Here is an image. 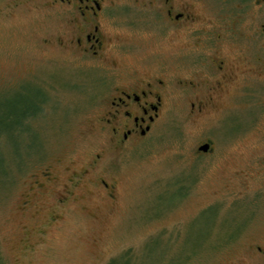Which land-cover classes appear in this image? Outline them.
Instances as JSON below:
<instances>
[{
  "label": "rangeland",
  "instance_id": "rangeland-1",
  "mask_svg": "<svg viewBox=\"0 0 264 264\" xmlns=\"http://www.w3.org/2000/svg\"><path fill=\"white\" fill-rule=\"evenodd\" d=\"M133 1L117 2L111 36L138 48L109 55L117 66L187 75L209 18L264 63V0H184L197 17L178 30ZM61 27L38 2L0 0V264H264L251 249L264 245V76L199 115L169 93L119 146L98 81L112 65L60 46Z\"/></svg>",
  "mask_w": 264,
  "mask_h": 264
},
{
  "label": "flooded vegetation",
  "instance_id": "flooded-vegetation-1",
  "mask_svg": "<svg viewBox=\"0 0 264 264\" xmlns=\"http://www.w3.org/2000/svg\"><path fill=\"white\" fill-rule=\"evenodd\" d=\"M23 1L40 3L45 13L54 15L61 21V34L58 37L60 46L76 51L87 62L100 66L108 63L112 65L109 68V78L103 77L98 81L102 88L106 86V93H109L104 122L110 129L114 143L119 146L126 144L131 138L143 137L151 130L169 93H179V100L186 99L190 109L199 115L208 108L221 106L225 93H255L254 83L264 76L261 57L256 53L243 51L236 45L226 46L224 42L228 37L227 33L222 27L214 25L215 18H209L208 27L192 31L195 34V45L203 44L206 51L199 53L198 58L194 59L187 75L174 79L161 69L138 72L125 65L117 66L109 58V55L123 56L138 48L130 42L115 41L111 36V27L116 21L117 2L120 0ZM133 2L152 9L154 15L159 16L173 30L182 26L192 28L196 22L197 16L192 6L184 0ZM34 5L36 6L35 3ZM225 12L220 8L215 13L217 21L221 20ZM210 150L209 144L206 152ZM75 176L80 175L71 176L69 179L72 183ZM55 178L48 170L36 183L41 186L42 181H54ZM102 182L109 187L108 183ZM66 193L57 195L59 202L67 199ZM251 249H255L264 259V245H255Z\"/></svg>",
  "mask_w": 264,
  "mask_h": 264
},
{
  "label": "water",
  "instance_id": "water-1",
  "mask_svg": "<svg viewBox=\"0 0 264 264\" xmlns=\"http://www.w3.org/2000/svg\"><path fill=\"white\" fill-rule=\"evenodd\" d=\"M208 148H209V143H203L202 145H200V146L198 147V150L204 152V151H207Z\"/></svg>",
  "mask_w": 264,
  "mask_h": 264
},
{
  "label": "trees",
  "instance_id": "trees-1",
  "mask_svg": "<svg viewBox=\"0 0 264 264\" xmlns=\"http://www.w3.org/2000/svg\"><path fill=\"white\" fill-rule=\"evenodd\" d=\"M22 116H23V115H21V118H22ZM21 118H20V119H21ZM21 125L23 126V124H21ZM20 127H21V126H20ZM4 173L6 174V172H4ZM11 181H12V177H11ZM11 181H10V182H11Z\"/></svg>",
  "mask_w": 264,
  "mask_h": 264
}]
</instances>
